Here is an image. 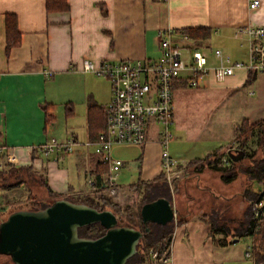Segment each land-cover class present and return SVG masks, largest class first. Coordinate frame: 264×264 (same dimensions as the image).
I'll list each match as a JSON object with an SVG mask.
<instances>
[{
	"label": "crops",
	"instance_id": "1",
	"mask_svg": "<svg viewBox=\"0 0 264 264\" xmlns=\"http://www.w3.org/2000/svg\"><path fill=\"white\" fill-rule=\"evenodd\" d=\"M258 1V7L250 8V0H67V10L47 11L45 0H0V156L3 166L31 167L34 173L42 175L52 193L60 195L57 198L107 195L88 185V178L97 179L103 165L99 164L101 157L92 150V145L85 144L93 142L88 133L87 104L92 100L104 109L97 87L104 79L83 71L82 60L89 59L96 66L106 60H156L161 55L160 32L170 29L184 33L181 30L190 27L209 29L210 36L205 39L188 34L206 54L209 66L218 65L215 52L222 53L216 49L214 60L209 62L203 50L212 42L225 47L229 41L239 40L241 47L246 46L247 59V43L234 32L238 27L264 25V0ZM7 15H15L20 33L19 42L8 49ZM183 53L185 58L190 55L189 50ZM187 75L184 72L174 82L173 95L176 90L188 87ZM257 77L252 71L238 69L220 84L206 75L192 87L207 84L220 91L234 92L235 88L249 86ZM56 90H60V96ZM59 102L64 109V130L52 133L48 130L51 123L44 122L42 106L46 104L52 112ZM66 104L71 109L69 112ZM156 129L152 123L143 146L112 148V155L115 148L139 149L137 156L128 159L114 156L124 161L116 176L118 201H122L126 189L134 190L132 185L139 181L149 182L161 173V149ZM176 129L184 132L180 125ZM70 133H75L80 142L72 152L45 155L41 151L40 146L51 137L64 142ZM184 134L186 140L192 141L191 136ZM235 136L236 132L230 136L228 145L234 143ZM181 141L174 136L169 147L172 157L179 162L183 159L180 163L184 167L189 161L220 148L208 144L199 153H188L180 147ZM9 153L15 154V164L7 163L5 157ZM209 171L191 169L190 173L208 182L210 178L206 172ZM105 174L101 173L100 178ZM46 195L52 200L55 198L47 192ZM215 197L222 198L219 194ZM198 215L187 213L186 220L174 226L169 260L163 264H252L253 260L245 256L246 250H239L235 245L238 241L232 240L225 246L215 244L210 224ZM144 264L149 263L145 261Z\"/></svg>",
	"mask_w": 264,
	"mask_h": 264
},
{
	"label": "built area",
	"instance_id": "2",
	"mask_svg": "<svg viewBox=\"0 0 264 264\" xmlns=\"http://www.w3.org/2000/svg\"><path fill=\"white\" fill-rule=\"evenodd\" d=\"M250 8L259 6L258 0H250ZM236 37H243L247 43V62H231L216 51L218 65L209 66L204 54L196 41L186 33H179L167 29L159 33L158 45L161 55L156 60L151 59H120L119 61H102L98 66L89 59L82 60L83 71L95 76L108 79L110 83V100L103 108L105 113V127L96 136L92 150L101 157V161L108 165L104 178H88V185L97 188L115 201L119 200L116 176L124 165L123 160L112 155V148L118 146H143L147 142V133L152 123L157 126L159 135L161 173L170 187L181 179L184 167L169 153L168 144L173 138L172 126L173 84L186 72L187 86H196L200 80L209 76L215 83L220 84L227 77L232 76L238 69L246 72L264 75V25H247L238 27L234 32ZM184 50H189V57H184ZM252 93V91H250ZM64 142L51 137L40 146L45 155L72 152L80 144L75 133H70ZM7 163H16L15 154L9 153L5 157ZM222 162L226 161L223 156ZM3 160L0 156V166ZM255 217L261 214L264 207V187L258 200H249ZM250 240H252L250 238ZM251 245L247 247L245 256L251 259ZM169 260L164 252L158 256L157 252L150 253L149 264H160ZM252 264H260L253 261Z\"/></svg>",
	"mask_w": 264,
	"mask_h": 264
},
{
	"label": "rangeland",
	"instance_id": "3",
	"mask_svg": "<svg viewBox=\"0 0 264 264\" xmlns=\"http://www.w3.org/2000/svg\"><path fill=\"white\" fill-rule=\"evenodd\" d=\"M216 49H220L224 56L233 63L234 61L247 62L246 46L241 47L239 40L229 41L228 44H225V47L212 42L210 47L203 50L207 53L209 62L214 60L213 53ZM257 75V79L252 84L235 88L234 92L220 91L217 87H211L207 84L200 88L186 87L176 90L173 95L174 120H176V123L170 127L171 134H173L170 142L174 141V136L178 139L181 138L180 147L188 153H192V151L193 153H199V150L208 144H214V146L222 148L228 145L230 136L235 133L236 125L243 119H249V121L264 119V75ZM101 81L102 83L97 84V87L104 105H107L111 96L110 85L107 79ZM59 91L56 90L58 96H60ZM249 91L253 92L249 93ZM52 114L55 117L48 130L52 131V133L59 129L63 131L64 109L62 103L59 102L56 107H53ZM179 125L186 134L191 136L192 141L186 140V135L181 129L175 130ZM231 144L235 147L234 149L240 147L237 142ZM254 147V140H251V142L240 148L249 153ZM113 150V156L122 159L137 156L139 151V149L134 147L115 148ZM231 150L234 151L232 148ZM170 155L172 156L173 154ZM175 159L179 160L178 158ZM180 160L183 162L182 158ZM9 166L2 165L0 172L7 171ZM185 166L187 167V165ZM192 168H187L188 174L184 170L181 179L176 182V190H173V187L170 190L172 192L174 211L177 210L180 216L187 213L188 215H196L202 212H209L213 207L221 210L227 207L231 215L239 216L244 207L250 205L242 194L245 185L248 184L244 175L238 174L237 179L232 183L222 184L219 176L213 171H209L206 172V176L210 178L207 182L203 177L199 178L190 173ZM28 172L32 173V179L25 178L23 185L13 187L10 190L0 188V222L5 220L12 211L30 209L33 202L48 203L52 201L46 195L45 188L40 181L42 180V175L34 173L32 169L28 170ZM24 176L25 173L23 174ZM211 178L216 182V185ZM130 179L133 180L134 178L131 177ZM0 183H2L1 179ZM209 183L212 185L210 186ZM257 187L258 185L255 183L252 186L253 189L258 190ZM217 194L222 198L216 199L215 195ZM123 196L122 201L120 200L117 203L120 206L127 204L134 207L138 202L140 192L137 193L135 190L126 189ZM225 198L228 199L226 201L228 203H224ZM115 200L113 198V201ZM176 216L177 214L174 212V218ZM235 245L239 250H247V245H250V238L241 236ZM7 260L8 263L11 261L9 256L0 255V264Z\"/></svg>",
	"mask_w": 264,
	"mask_h": 264
},
{
	"label": "trees",
	"instance_id": "4",
	"mask_svg": "<svg viewBox=\"0 0 264 264\" xmlns=\"http://www.w3.org/2000/svg\"><path fill=\"white\" fill-rule=\"evenodd\" d=\"M68 3L67 0H45V10L47 11H61L67 10ZM7 25V44L6 48L15 45L19 42V32L16 25L15 15L6 16ZM182 32L191 35L196 38H208L210 36L209 29L190 27L181 30ZM253 74V73H251ZM255 74V73H254ZM42 108L45 111L44 122L46 125L51 123L54 118L52 112L47 109V105H43ZM88 133L92 141L97 138V134L105 126V113L102 108L97 106L92 100L88 101ZM65 109L69 112L71 109L66 104ZM236 136L233 142H237L240 147L245 146L251 140H254V148L251 152L244 151V156L237 161H232L228 155V149H241L240 147L234 149L232 144L224 146L222 148L216 149L208 153L203 158H195L187 163L185 166V171L187 172L188 167H192L193 171L201 172L205 169L211 170L219 176L222 183L228 184L235 181L238 174H242L248 181V184L244 187V192L242 193L247 200H258L261 197V188L264 187V119L249 121V119H243L235 128ZM223 156H226V161L228 163L222 162ZM100 165H103V170L100 175L96 176L99 178L101 173H107L108 165L99 161ZM32 168L27 167H14L9 166V169L5 172H0V188L10 190L13 187H18L25 183L24 179H32V173H29ZM4 171V170H2ZM25 176L23 177V174ZM42 185L45 187L46 192L52 197H60L59 194L52 193L47 187L46 181L40 180ZM179 181V180H177ZM176 181V182H177ZM176 182L173 183V190H176ZM258 185L257 189H253V184ZM132 188L140 192V197L137 204L133 207L125 204L120 206L118 203L114 202L107 195L101 194L96 198L92 197H81V198H70L65 197L75 203H85L98 210H111L116 215V220L119 226H129L133 227L142 232V237L136 246V253L126 260L125 264H144L145 261H149L150 253L157 252L160 256L164 252L169 256V244L172 238V232L174 226L177 224H182L186 219L184 215L180 216L177 210L175 213L177 216L173 221L168 222L166 225H161L158 223H144L140 217L141 205L146 202L153 201L158 197L168 198L172 203V192L171 187L162 173L156 176L149 182L139 181L138 183L132 185ZM53 198V200H55ZM52 201L46 202H33L31 205L32 210H39L45 206L51 204ZM228 203V202H224ZM200 219L205 220L211 226V236L215 244L219 246H225V244L231 242L235 238L241 236H248L252 239L251 241V259L260 264H264V207L261 210V214L255 217L250 205H246L241 211L239 216H233L230 214L228 208L224 210L213 207L208 212H202L198 215ZM106 229L100 222L82 226L78 228L79 237L87 238H97L104 234ZM217 235H220L217 237ZM4 256L5 254H0ZM8 257V255H5ZM11 261L8 260L1 264H10ZM163 264V263H160Z\"/></svg>",
	"mask_w": 264,
	"mask_h": 264
},
{
	"label": "water",
	"instance_id": "5",
	"mask_svg": "<svg viewBox=\"0 0 264 264\" xmlns=\"http://www.w3.org/2000/svg\"><path fill=\"white\" fill-rule=\"evenodd\" d=\"M227 155L237 161L244 151L229 149ZM174 212L168 198L158 197L141 205L140 217L144 223L166 225ZM96 222L104 226V234L78 236V228ZM117 223L111 210L57 198L39 210L12 211L1 221L0 254L8 255L11 264H125L136 253L142 232Z\"/></svg>",
	"mask_w": 264,
	"mask_h": 264
}]
</instances>
